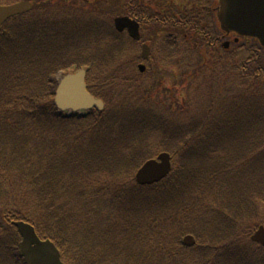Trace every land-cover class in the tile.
Returning a JSON list of instances; mask_svg holds the SVG:
<instances>
[{
    "label": "trees",
    "instance_id": "obj_1",
    "mask_svg": "<svg viewBox=\"0 0 264 264\" xmlns=\"http://www.w3.org/2000/svg\"><path fill=\"white\" fill-rule=\"evenodd\" d=\"M139 4V0H124L125 13L141 17L136 12L139 11ZM16 26L17 21H14L9 31L5 30L0 34V39H3L0 42V79H5V102L10 103L9 111H5L8 110V105L3 107L0 103V108L3 107L0 113V130H9V140L13 142L12 151L16 155H11L10 159L1 157L0 165L5 171L13 170L19 187L26 190L25 194L29 191L31 193L20 199L18 204L25 207L28 203L26 198L38 197L33 206L41 208V212L40 216L31 218L30 215H23L19 211L15 214L12 211L9 212L12 220H22L35 226L39 235L53 241L64 257L70 255V252L73 256H70L71 259L67 257L70 264H264V248L250 239L253 232L264 226V157H251L253 163L249 168L234 176L229 177L227 174L235 168L233 165L236 157L247 150L246 144L262 148L259 143H254V139L248 137L249 140H246L243 135L246 129L253 127L250 132L253 134L256 127L261 126L262 117L256 100L258 97L248 100L239 97L240 102L233 103L237 113L234 130L227 121L215 124L214 118L203 113L204 116L194 124L197 132L193 131L194 134L188 137L183 146L193 145L183 155L182 166L180 154L172 153L175 160L178 158L180 167L175 163L171 175L162 182L152 186H139L135 183L133 187L118 193L107 186V180L104 186L109 192L108 198H111V202L107 204L116 222L108 220L99 213L103 207L100 196L84 194L90 191L92 183L97 188V181L105 175L106 178L111 175L114 181L121 173H128L129 169L122 170L123 160L127 158L121 153L130 151L131 167H138L152 158L149 151L135 145L137 132L134 129L139 127V122L126 115L123 118L115 117L108 113V107L104 112L93 110L86 117H65L53 104L58 86L53 80L56 75L55 67L42 78V82L35 80L33 83L35 89L40 91L35 94L30 91L24 93V98H28V101L20 95L21 92L8 97L14 88L8 81L12 78L11 72L15 67L3 69L4 66L1 65L13 56L18 57V53H10L12 48L8 49L9 44L6 43V39L12 41L14 38L10 33ZM19 30V36H25L22 35V27ZM112 58L113 55H109L107 59L101 55L98 59V55H94L91 59H82L84 62L77 69L89 66V77L94 80L95 69L105 70ZM105 59L107 63L104 62ZM34 64L38 62L30 65ZM91 89L96 96L106 100L108 105L113 102L92 84ZM259 101L262 105L261 99ZM36 102L45 104L33 111L31 107ZM231 106L233 107L232 104ZM23 123L26 133L30 132L29 136L21 133ZM206 126L211 127L213 134L202 131L206 130ZM95 129L101 131L84 142L88 141L90 145L84 150L79 148L82 147L79 141L83 135L92 133ZM201 135L205 137L201 139ZM31 137L36 139L34 141L39 150L35 151L36 162L41 164L45 159L48 161L43 166L40 178L37 176L38 171L30 164L32 159H27L28 164L24 160H18L17 166L13 164L15 157L26 152ZM58 139L59 142H56ZM165 142L161 146L164 151L170 152L172 149ZM3 143L7 141H1L0 146ZM220 143H237L241 147H236L234 155L227 157V165L222 164L223 159L221 162L207 164L206 160L211 154L221 150ZM73 144L71 153L69 149ZM118 146L124 149H118ZM82 152L84 158L79 155L74 159ZM30 154L33 155L34 152L31 151ZM29 166L34 169L29 170ZM27 171L29 177L26 176ZM38 179L42 181L43 189L36 186ZM52 185L55 186L54 198L51 196ZM113 185L114 183L111 184ZM87 215L96 223L90 226ZM186 235L195 237L197 245L192 248L184 247L182 238ZM144 244H150L153 249L143 247ZM139 246L142 248H136ZM156 255L161 257L157 256L151 263L149 257Z\"/></svg>",
    "mask_w": 264,
    "mask_h": 264
},
{
    "label": "rangeland",
    "instance_id": "obj_2",
    "mask_svg": "<svg viewBox=\"0 0 264 264\" xmlns=\"http://www.w3.org/2000/svg\"><path fill=\"white\" fill-rule=\"evenodd\" d=\"M20 1L23 0H0V3L8 5ZM26 1L32 4L29 13L17 19V26L10 33L11 36H14L12 41L6 39V43L9 44L8 49L12 48L10 53H18L20 58L13 56L8 61H2L1 65L4 66L3 69L15 67L11 72L12 78L8 81L14 88L8 97H13L21 92L20 95H23L24 98V93H29L28 91L34 94L36 91H40L35 89L33 83L35 80L39 83L42 82V78L47 76L52 67L56 68L53 80L58 83L65 73L79 70L77 68L84 62L82 59H91L94 55H98V59L101 55L107 59L109 55H113L108 63L106 59L104 60L108 64L105 70L95 69L94 80H90L91 84L97 85L105 96L112 99L113 102L107 104L110 109L108 113L118 118H123L126 115L131 120L139 122V127L134 129L137 132L135 145L149 151L152 158H156L161 153H168L172 156V153L178 152L182 166L183 155L193 145L183 146L193 131L197 132L194 130L196 128L194 124L204 116L203 113L209 114L211 119L214 118L215 124L222 123V120H224L223 122L227 121L234 130L237 113H235L236 106L233 103L240 102L239 97L248 100L255 96L262 101L261 105L259 99H256L261 112L260 117H262L261 126H257L253 134L250 133L253 127L248 128L247 131H243L245 132L243 135L246 136V140L248 137L254 139V143H259L262 148H254L246 144L247 148L245 149L247 150L236 157L235 165H233L235 168L227 174L229 177L230 175L234 176L249 168L253 163L251 157H264V49L253 40L248 43L241 39L233 40V37H223L217 23L214 22L213 13L211 12L212 15H210L208 10L202 9L206 4L216 6L215 0H205L201 6L199 3H190L189 0H139L141 3L138 5L139 11L136 12L141 15V18L144 17L145 20L159 18L160 20L149 25L146 29L147 35L137 43L131 37L129 38L126 31L122 34L117 32L114 27L116 17L127 15L124 13L126 7H122L123 0ZM134 2L131 1V3ZM173 19L179 24H175ZM160 25L164 28L157 30ZM181 26H191L194 29L192 32H187ZM21 27L22 35L25 36H19ZM10 29L11 27L7 31ZM2 41L3 39H0V42ZM229 41L230 50H227V54L225 52L223 57L220 55L217 57V51L220 49L215 48L214 43L220 45V43ZM142 44H150L151 52L147 61L141 55ZM226 58L227 61L222 65L219 61ZM33 62H38V64L30 65ZM141 65L148 69L141 72L139 69ZM59 70H65V72L58 73ZM147 79H151V82ZM4 85L5 79H0V103L3 107L8 105V110L5 111H9L10 103L5 102L7 99ZM24 100L28 101V98H24ZM42 102H36L31 110L35 111L37 107L45 104ZM3 107L0 108V113L3 111ZM15 110L17 111L16 108ZM243 117L245 119V116ZM8 126L12 128L11 125L8 124ZM4 129L0 130V142L7 141V143L0 146V160L3 156L10 159L11 155H15L12 151L13 142L9 140L11 134L8 132L9 130ZM137 130H141V132ZM211 130V127L206 126V130L202 131L213 134ZM100 131L95 129L92 133H85L79 141V144L82 145L79 148L86 149L90 145L88 141L84 143L86 139L96 136ZM21 133L23 136L30 134L25 131V123H23ZM204 137L205 135H201L200 138ZM28 138L30 139V137ZM31 139L27 143L26 152L23 154L24 149H22L23 155L15 157L13 164L17 166L18 160H24L28 164L27 159H32L33 162L30 164L38 171L37 176L40 178L43 166L47 165L48 161L45 159L41 164L36 162L37 153L35 151L39 150H37V144L34 141L36 139L33 137ZM164 141L172 149L170 152L164 151V147L161 146ZM56 142H59V139ZM93 145L95 146V144ZM219 147L221 150L211 154L206 160L207 164L221 162L223 159L222 164L227 165L229 163L227 157L233 156L235 148L241 146L237 143H220ZM122 148L124 149V147L118 146V149ZM73 149L74 144L69 149L71 153ZM31 151L34 152L33 155L30 154ZM28 154H30L29 157H27ZM121 154L127 158L123 160L122 170L129 169L128 173H121L120 177H115L114 181L111 175L106 178L104 174V178L97 181V188H95V183H92L90 191L84 194L85 196H100L103 200V207L100 208L99 213L102 217L115 222L107 204L111 202V198L109 199L107 196L109 192L104 183L109 180L107 186L121 193L125 188L135 185V174L143 165L141 163L138 167L130 166L132 156L129 150ZM79 155L84 158V152H82L78 153L74 159H77ZM177 161L178 158L175 163L179 166ZM67 163L69 164L68 161ZM32 166H29V170L34 169ZM5 170L0 165V205L8 207L9 211H13L15 214L16 211H19L23 215H30L31 218L40 216L41 208L33 206L38 197L26 198L28 203L25 207L21 203L18 204L20 199L31 195V193L29 191L28 194H25L26 190L19 187L13 170ZM26 176H30L28 171ZM67 179L72 180L70 177ZM76 182L78 183V181ZM112 183H114L113 186H111ZM36 186L43 189L40 179ZM54 189L55 186L52 185L51 196L53 198L55 197ZM30 190L32 191L33 188ZM33 192L35 193L36 190ZM2 211L0 209V213ZM87 217V223H90V226L96 223L90 215ZM18 235L19 233L12 223L2 224L0 229V264H24L19 255L17 256L20 237ZM196 245L197 242L192 247ZM143 247L149 250L153 249L150 244H144ZM136 248L141 249L142 246ZM69 254L65 256L66 259L73 257L70 252ZM157 256H151L148 260L152 263Z\"/></svg>",
    "mask_w": 264,
    "mask_h": 264
},
{
    "label": "water",
    "instance_id": "obj_3",
    "mask_svg": "<svg viewBox=\"0 0 264 264\" xmlns=\"http://www.w3.org/2000/svg\"><path fill=\"white\" fill-rule=\"evenodd\" d=\"M218 19L221 29L234 32L242 37L255 38L264 46V0H219ZM31 9L28 2L0 8V25L8 18L24 14ZM118 31H129L132 38L139 40V27L129 18H117ZM86 71L64 76L55 93V106L63 112L82 113L87 110H104V103L95 99L87 91ZM171 170L170 155L161 154L156 160L148 161L137 173L136 181L141 186L152 185L164 179ZM23 241L19 245L20 255L26 264H64L56 247L49 241H41L33 227L24 222H15ZM253 242L264 246V227L251 237ZM183 244L191 247L195 239L188 236Z\"/></svg>",
    "mask_w": 264,
    "mask_h": 264
},
{
    "label": "bare ground",
    "instance_id": "obj_4",
    "mask_svg": "<svg viewBox=\"0 0 264 264\" xmlns=\"http://www.w3.org/2000/svg\"><path fill=\"white\" fill-rule=\"evenodd\" d=\"M219 10H220V3H219V1H217V5L215 6V11L213 12V16H214V21H219V19H218V12H219ZM212 15V14H211ZM144 18V17H143ZM141 19V20H136L135 22L137 23V24H139V25H142V26H144V27H146V29H148V27H149V25H152L153 24V22H157L158 20H160L159 18L157 19V20H155L154 18H150V19ZM170 26V25H169ZM139 27V26H138ZM159 27V26H158ZM162 28H164V27H161V25H160V27L157 29V30H160V29H162ZM138 33H139V35L141 34V29H140V27H139V31H138ZM73 73H65V75L67 76V75H73V74H76V73H78V71L76 70V71H72Z\"/></svg>",
    "mask_w": 264,
    "mask_h": 264
},
{
    "label": "flooded vegetation",
    "instance_id": "obj_5",
    "mask_svg": "<svg viewBox=\"0 0 264 264\" xmlns=\"http://www.w3.org/2000/svg\"><path fill=\"white\" fill-rule=\"evenodd\" d=\"M140 29H141L142 39H144V36L146 35V34H145V32H146V27H143V26L141 25ZM226 37H229V38L233 37V40H235V34H234V33H230V34L226 35L225 38H226ZM229 43H230V41H229ZM149 45H150V44H149ZM216 45H218V44L215 42V43H214V46H216ZM219 46H220L222 49H224V50L226 51V54H227V50H230V47L225 48V47L222 46L221 43H220ZM225 46H226V44H225ZM216 48H219V47L216 46ZM217 52H219V51H217Z\"/></svg>",
    "mask_w": 264,
    "mask_h": 264
}]
</instances>
